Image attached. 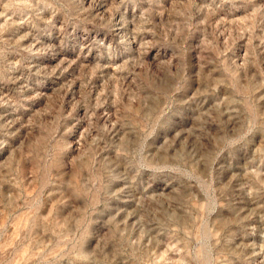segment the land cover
I'll list each match as a JSON object with an SVG mask.
<instances>
[{"label":"rangeland","instance_id":"rangeland-1","mask_svg":"<svg viewBox=\"0 0 264 264\" xmlns=\"http://www.w3.org/2000/svg\"><path fill=\"white\" fill-rule=\"evenodd\" d=\"M0 264H264V0H0Z\"/></svg>","mask_w":264,"mask_h":264}]
</instances>
